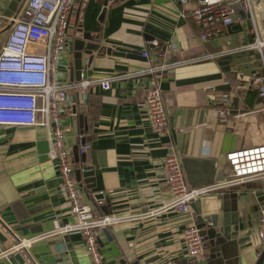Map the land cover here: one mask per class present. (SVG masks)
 I'll use <instances>...</instances> for the list:
<instances>
[{"label":"crops","instance_id":"crops-1","mask_svg":"<svg viewBox=\"0 0 264 264\" xmlns=\"http://www.w3.org/2000/svg\"><path fill=\"white\" fill-rule=\"evenodd\" d=\"M72 7L68 42L96 45L90 55L82 52L81 58L82 78L95 83L86 91L68 89L73 102L62 116L74 174L84 168L95 170L91 189L87 186L92 182L86 183V178L76 181L79 203L99 215L154 212L109 226L99 234L103 264H205L211 251L209 241L204 258H190L183 240V231L196 222L193 209L182 214L160 210L168 197L160 165L173 146L186 185L201 188L217 182L218 163L226 153L264 144V101L255 91L234 95L237 105L231 99L226 119L215 111L218 94L234 88L240 76L259 67L255 51L218 55L250 43L251 26L244 22L230 27L221 38L201 42L181 11L192 5L181 7L177 0H73ZM151 40L172 46L167 64L191 58L194 62L168 69L159 78L138 75L147 66L140 52ZM117 49L129 55L118 56ZM74 54L71 47L60 62L67 68L60 69L65 84L76 82ZM222 61L228 62V70L219 64ZM103 78H110L107 91L96 82ZM156 82L168 118L169 130L162 136L149 128L143 107L145 92ZM86 143L90 150L80 152L78 146ZM59 184L43 127L0 126V232L4 238L0 251L18 238L73 222ZM98 194L102 198L94 199ZM197 201L201 215L216 217L218 224L223 219L228 226L231 215H237V225L231 228L238 231V238L249 234L247 241L238 244L237 263L255 264L264 178L222 196L208 193ZM25 253L34 264H91L80 232L38 240ZM0 264L16 263L8 257Z\"/></svg>","mask_w":264,"mask_h":264},{"label":"built area","instance_id":"built-area-1","mask_svg":"<svg viewBox=\"0 0 264 264\" xmlns=\"http://www.w3.org/2000/svg\"><path fill=\"white\" fill-rule=\"evenodd\" d=\"M8 1L0 0V31L12 21L8 31L3 33L0 47V126H39L48 135V158L54 162L60 179L58 191L65 196L66 213L73 222L47 233L28 238H18L9 248L0 251V260L27 250L34 242L44 238L80 232L85 240V249L91 264H103L98 247V236L107 227L123 222L149 217L153 211L125 216L99 215L80 201V189L75 180L71 164V150L66 145V132L62 127L64 109L72 104L68 89L86 91L94 81L81 78L75 83L65 84L60 69H67L61 60L71 52L67 40L73 0H25L21 8L6 16L4 10ZM10 2V1H9ZM181 7L192 5L187 11L181 10L196 30L201 42L218 39L232 26H242L231 5L240 4L250 20L253 40L244 48L221 52L218 55L233 54L237 51H255L259 67L239 77L240 83L234 88L220 92L217 96L216 113L226 119L231 99L236 94L253 90L264 101V31L260 24L254 0H177ZM171 45L151 40L140 55L147 66L138 75L159 78L168 69L194 62L187 59L176 64H167L166 56ZM195 52V50H194ZM217 55V54H216ZM209 57H213L212 55ZM110 78L96 81L101 90L110 88ZM245 83V85H242ZM143 107L149 128L158 136L168 133V118L161 90L156 82L146 92ZM264 110V109H263ZM264 127V122H263ZM89 144L79 145L80 152L90 150ZM226 167L224 178L201 188H189L184 180L175 148L169 146L168 154L160 165L161 175L167 186V199L161 211L179 214L190 212L191 204L202 196L216 192L224 195L228 190L238 189L244 184L264 178V144L230 151L224 156ZM256 232L258 236L256 257L264 250V203L258 211ZM187 255L190 258H204L203 237L192 222L183 231Z\"/></svg>","mask_w":264,"mask_h":264},{"label":"water","instance_id":"water-1","mask_svg":"<svg viewBox=\"0 0 264 264\" xmlns=\"http://www.w3.org/2000/svg\"><path fill=\"white\" fill-rule=\"evenodd\" d=\"M109 0H105L107 3ZM25 0H12V2L7 6L4 10V14L6 16H11L12 12L17 8V11L21 8ZM235 15L242 21H244L247 27H250V20L247 18V14L242 9L240 4H233L230 6ZM12 25V21H10L6 27L0 31V43L3 40V33L8 31ZM96 45L92 44L91 46L85 44L83 40H76L72 49L74 50V62L73 68L75 71V79L76 81H80L82 78V52L86 55H90L93 49H96ZM107 53H110V50L107 49ZM116 55L118 56H128L129 54L122 52L120 49L116 50ZM223 66L224 69L228 70V62L222 61L219 63ZM229 89V88H228ZM227 89V90H228ZM232 101L234 102V107L237 105V98H233ZM76 154L77 151H74ZM226 162L225 158L221 157L217 167V181H222L224 178ZM95 174V170L91 168H84L83 171L76 170L75 177L76 181L79 183L81 178H86L84 181L86 183L92 182L90 186H87V189H91L94 187L93 185V177ZM102 198L101 194L94 195V199L98 200ZM191 208L193 212L196 214V226L200 231V235L203 239L208 240L210 243V253L208 255L207 261L205 264H238L237 263V248L238 244H242L243 242L249 239V234L247 233L246 236L242 238H238V231L231 228V226L237 225V215H231V222L230 225L227 226L228 223H224L223 219L221 224L217 223V218L209 217V216H202L200 213V205L198 201H195L191 204ZM227 210H223L225 213ZM207 226H209L207 228ZM233 229V230H232ZM4 238L2 233L0 232V240L2 241ZM26 255L27 260L23 257L22 253ZM11 262H15L16 264H34L31 260L30 256L25 253L23 250L22 252L15 253L13 256L10 257ZM264 260V250L261 252L260 256L258 257L255 264H261Z\"/></svg>","mask_w":264,"mask_h":264},{"label":"rangeland","instance_id":"rangeland-1","mask_svg":"<svg viewBox=\"0 0 264 264\" xmlns=\"http://www.w3.org/2000/svg\"><path fill=\"white\" fill-rule=\"evenodd\" d=\"M6 1H8L7 4H10L12 2V0H6ZM254 4L256 7L258 16H260V23H261L262 30L264 31V0H254ZM226 197H228V194H226Z\"/></svg>","mask_w":264,"mask_h":264},{"label":"trees","instance_id":"trees-1","mask_svg":"<svg viewBox=\"0 0 264 264\" xmlns=\"http://www.w3.org/2000/svg\"><path fill=\"white\" fill-rule=\"evenodd\" d=\"M75 41H76V40H75ZM75 41L71 42L72 47H73ZM0 47H1V44H0ZM206 243H207L206 240L203 239V244H204V249H205V250H206Z\"/></svg>","mask_w":264,"mask_h":264}]
</instances>
